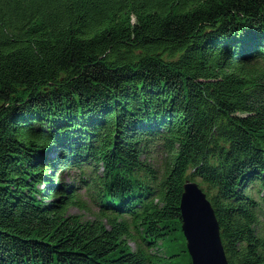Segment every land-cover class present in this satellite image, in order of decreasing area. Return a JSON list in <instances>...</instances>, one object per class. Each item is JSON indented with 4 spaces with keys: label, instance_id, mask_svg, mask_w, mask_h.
Listing matches in <instances>:
<instances>
[{
    "label": "trees",
    "instance_id": "1",
    "mask_svg": "<svg viewBox=\"0 0 264 264\" xmlns=\"http://www.w3.org/2000/svg\"><path fill=\"white\" fill-rule=\"evenodd\" d=\"M187 179L264 264V0H0V264H178Z\"/></svg>",
    "mask_w": 264,
    "mask_h": 264
},
{
    "label": "water",
    "instance_id": "2",
    "mask_svg": "<svg viewBox=\"0 0 264 264\" xmlns=\"http://www.w3.org/2000/svg\"><path fill=\"white\" fill-rule=\"evenodd\" d=\"M180 211L191 264H227L213 207L194 180L187 179L183 185Z\"/></svg>",
    "mask_w": 264,
    "mask_h": 264
},
{
    "label": "rangeland",
    "instance_id": "3",
    "mask_svg": "<svg viewBox=\"0 0 264 264\" xmlns=\"http://www.w3.org/2000/svg\"><path fill=\"white\" fill-rule=\"evenodd\" d=\"M159 142V141H158ZM150 149V152H148L147 156L150 158L148 161L149 162H152L153 161V164H155L156 166L158 167H162L163 164H164V161H165V157H166V154L165 152L163 151V147L162 145L159 143H155V144H152L150 145L149 147ZM73 174V173H71ZM61 176V180L67 185V184H70L72 183V180H73V175H67V173L65 174L62 173V175L60 174ZM60 180V181H61ZM76 190V189H75ZM85 190L84 189H77L76 192H78L80 194V198L84 201H87L88 204L90 201V198L89 196L86 194V192H84ZM263 191V190H262ZM91 205V204H90ZM93 210H96L95 208ZM69 213H79L81 214L84 218H90V215H88L86 212L82 211L81 209H79L78 207H75V206H72L68 209ZM182 231V229H181ZM176 237H175V241H174V249L176 250H180V248L182 247V245L184 244L185 247V251H186V255H182L179 259H178V264H184L188 257L190 258V263H191V256L190 254L188 253L187 249H186V238L183 234V231L182 233L180 232H177L174 234ZM132 245V244H131ZM133 246V245H132ZM182 253V252H181Z\"/></svg>",
    "mask_w": 264,
    "mask_h": 264
}]
</instances>
